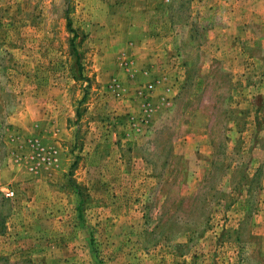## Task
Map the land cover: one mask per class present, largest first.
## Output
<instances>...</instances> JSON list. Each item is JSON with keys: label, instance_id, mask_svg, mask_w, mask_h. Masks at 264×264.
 <instances>
[{"label": "rangeland", "instance_id": "obj_1", "mask_svg": "<svg viewBox=\"0 0 264 264\" xmlns=\"http://www.w3.org/2000/svg\"><path fill=\"white\" fill-rule=\"evenodd\" d=\"M0 264H264V0H0Z\"/></svg>", "mask_w": 264, "mask_h": 264}, {"label": "built area", "instance_id": "obj_2", "mask_svg": "<svg viewBox=\"0 0 264 264\" xmlns=\"http://www.w3.org/2000/svg\"><path fill=\"white\" fill-rule=\"evenodd\" d=\"M150 87H151V85H150ZM147 109H148V107H147ZM5 195H6L7 197H12V196L14 195V192H13V190H9V189H7V190L5 191Z\"/></svg>", "mask_w": 264, "mask_h": 264}]
</instances>
